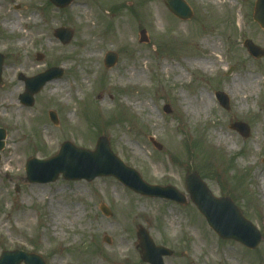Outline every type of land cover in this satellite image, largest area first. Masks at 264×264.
Wrapping results in <instances>:
<instances>
[{
    "label": "rangeland",
    "instance_id": "1",
    "mask_svg": "<svg viewBox=\"0 0 264 264\" xmlns=\"http://www.w3.org/2000/svg\"><path fill=\"white\" fill-rule=\"evenodd\" d=\"M255 1L186 0L193 17L181 20L164 0H75L62 9L49 0H1L7 12L36 14L39 24L19 46V34H9L0 17V53L5 58L0 128L6 131L0 152V255L21 250L41 255L47 264H149L141 258L137 229L142 226L155 244L173 251L164 258L165 264H264V195L259 177L264 174V58H254L243 45L250 39L264 48V30L253 20ZM156 3L164 9L161 19ZM124 23L130 25V33L123 32ZM59 27L73 30L70 43L55 37ZM143 29L148 43L141 42ZM205 40L221 44L216 52L219 63L208 71L196 64L213 51ZM47 44L54 45L51 52L46 51ZM109 51L119 55L111 68L104 64ZM24 58L42 65L39 72L62 67L63 75L54 80L64 83L70 96L45 101V85L29 107L19 99L24 86L13 101L35 116L21 129L16 116L6 112L4 99L6 91L24 82L20 75L28 76L22 72ZM138 70L142 79L128 81L129 74ZM182 73L187 76L178 78ZM86 77L88 84L76 95ZM244 77L252 83L246 99L228 88ZM217 91L229 96V110L220 105ZM203 92L212 105L194 117L184 110L182 93L193 100ZM138 103L150 106L140 110ZM151 108L156 118L148 116ZM49 111L57 113L58 124ZM70 113L74 121L67 117ZM235 122L250 126L248 138L230 127ZM52 132L54 151L48 148ZM217 132L229 141H218ZM101 136L147 183L172 185L188 202L143 196L113 176L88 181L60 175L52 182L26 181L28 159L50 158L67 140L94 150ZM13 154L21 156L19 163L6 162ZM189 171H197L215 196L231 197L257 226L263 237L257 248L224 240L209 227L185 190ZM102 206L111 214H104ZM75 210L81 217L74 218ZM24 212L31 214L29 226L23 224ZM57 213L62 224L54 230L51 218Z\"/></svg>",
    "mask_w": 264,
    "mask_h": 264
},
{
    "label": "water",
    "instance_id": "2",
    "mask_svg": "<svg viewBox=\"0 0 264 264\" xmlns=\"http://www.w3.org/2000/svg\"><path fill=\"white\" fill-rule=\"evenodd\" d=\"M73 0H52L57 6L65 7ZM170 10L177 16L188 19L193 12L185 0H165ZM253 18L264 29V0H257ZM142 41H148L146 32L143 30ZM55 35L64 43H68L73 32L68 28H59ZM244 45L250 54L256 58L264 57V49L245 40ZM117 54L109 52L105 58L107 67L115 65ZM3 66V56L0 55V81ZM61 70L52 68L27 80V92L21 95V100L27 105L34 104V94L39 92L43 85L52 78L60 76ZM222 106L229 109L230 101L223 92L216 93ZM169 112V111H168ZM51 119L58 123L55 112H50ZM238 130L244 138L249 137L251 129L244 122H235L231 126ZM6 137L4 129H0V151L4 148ZM159 149L162 148L158 144ZM1 161V155H0ZM26 181L30 183H46L56 181L60 175L68 180L85 178L92 181L98 176H115L123 184L137 193L151 197L169 198L179 203L187 202L184 194L173 186L150 185L145 182L141 175L134 169L127 166L110 148L109 140L105 136L98 139L97 147L94 151L77 148L71 142L62 144L60 152L49 159L30 158L26 163ZM186 190L191 199L196 204L200 212L206 217L209 225L224 239H232L240 242L244 246L254 249L262 240V235L258 228L248 220L241 210L234 204L230 197H216L213 195L207 184L201 179L198 173L189 172L186 176ZM105 214H110L107 207L102 206ZM137 235L142 248V259L151 264H165L163 256L172 255V251L157 246L144 227H139ZM109 241V240H108ZM46 264L40 255L25 253L19 250L6 251L0 257V264Z\"/></svg>",
    "mask_w": 264,
    "mask_h": 264
},
{
    "label": "bare ground",
    "instance_id": "3",
    "mask_svg": "<svg viewBox=\"0 0 264 264\" xmlns=\"http://www.w3.org/2000/svg\"><path fill=\"white\" fill-rule=\"evenodd\" d=\"M216 3L220 4L223 2L216 1ZM156 9H157L159 18L161 19V17L164 15V9L162 5L160 3H156ZM85 14H87V10ZM0 17L2 18L1 22H2L3 28L6 29L9 32V34H14V33L19 34V41H18L19 46H22L27 43V41L32 37L34 33L35 26L39 24V21L37 20L38 16L36 14L29 15L28 13H25L19 16L16 13L7 12L5 8L2 6L1 0H0ZM42 30L43 29H41V31ZM123 32L130 33L131 32L130 25L124 23ZM204 43L212 47L213 51L208 53L206 58L197 60L196 64L199 65L202 69L208 71V70H212L213 68H215L219 63V59H218V56L216 55V52H220L221 44H219L218 42L214 44H210L208 40H205ZM45 46H46V51L48 52H51L54 49V45L52 44H47ZM13 67L16 68L15 66ZM22 67H23L22 72L27 74L28 77H32V76H35L42 69L43 66L29 60L28 58H24ZM187 67H190V65H187ZM249 68H250L249 65L246 66L245 71L247 72ZM183 71L187 72L188 70L187 68H184ZM186 76H187L186 73H182L178 76V78H183ZM127 79L128 81H134V82L140 81L142 79L141 70L130 73ZM88 80H89L88 77L81 79L82 84L79 85L80 87L78 86L79 88L76 90V93H77L76 95L80 94L81 92L80 89L83 87L84 84H88ZM24 86H25V82L19 83L18 85H14L13 88L6 91V95L4 99L5 106H6V112L9 114V116L11 115L16 116V120L18 121L16 123V126H18L19 128L21 127V129L23 127L22 125H24V122L29 123L32 117L35 116L34 114H31L30 112L23 111L21 105L18 102L13 101V98L15 97V95L18 94ZM228 88L230 92L233 93L234 95H238V96L244 95V98L246 99L248 98L250 94L249 95H245V94H248L249 91H251L252 83L249 77H244L240 81L234 80V82H231L230 84H228ZM63 95L66 97L70 96L66 85L58 80H51L50 82H48L42 94L45 101L51 99L52 97H59ZM182 96L184 97L182 102L185 103L184 110L194 117H197L205 109L209 108L213 102L211 97L207 93H204V92L201 93V96L199 98L197 96H194L193 100L187 99L185 93H182ZM104 103H107L106 100H104ZM137 106L140 110H143L145 107L150 106V103H138ZM151 110L148 116L150 118H156V115L153 112L154 110L152 108ZM67 117L71 121H74L75 119L74 114L72 113L68 114ZM45 132L47 133V129H45ZM216 134L218 135V141L224 142V143H227L229 141V138L227 135L221 132H217ZM54 139H56V134L52 132L49 135V147H48L49 150L51 151H54V149L56 148V143L53 142ZM18 148H19V145H16L15 150H17ZM20 160H21L20 155L13 154L6 162L7 163H10V162L19 163ZM6 171H11V169L9 170L7 169ZM259 177L262 182L261 191L264 195V174H260ZM81 214L82 213L80 211L75 210L74 218L76 219L78 217H81ZM21 215L23 216V224L26 226H29L31 224V214L29 212H24ZM61 217L57 213V218H51V223L54 224V226L52 225L54 230L57 228V225L62 224ZM120 247L125 248L126 244L125 243L121 244ZM210 248L211 249H209V251L212 252L213 248L212 247ZM120 251H121L120 253H122V250ZM113 255L116 256L114 252H113Z\"/></svg>",
    "mask_w": 264,
    "mask_h": 264
}]
</instances>
